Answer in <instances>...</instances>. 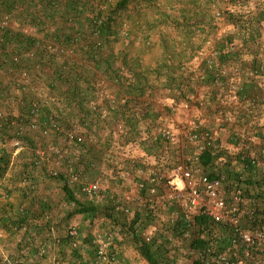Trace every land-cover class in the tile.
<instances>
[{
  "label": "built area",
  "instance_id": "obj_1",
  "mask_svg": "<svg viewBox=\"0 0 264 264\" xmlns=\"http://www.w3.org/2000/svg\"><path fill=\"white\" fill-rule=\"evenodd\" d=\"M9 19V15L0 17V30L8 27ZM224 48L228 53L234 52L235 41H228ZM211 55L206 60L208 65L214 62L218 51L214 49ZM14 60L19 61L20 55H15ZM231 70L236 75L241 73L237 65H233ZM258 71L257 68L250 69L248 74L254 76ZM207 74L203 69L198 75L204 80ZM226 74V68L217 69L213 73L212 83L222 86ZM28 79L27 73L22 72L21 83L28 82ZM229 89L239 95L241 102L247 106H256L260 100H264L260 95H247L240 83L230 84ZM202 105L203 102L198 99H183L182 108L193 114L182 130L181 139L171 128H162L159 131L164 142H179L180 148L192 146V151L183 153L175 160L160 155L155 158L154 165L145 162L135 165V191L123 187L113 189L119 176L118 172L110 168H103L95 178L86 179L80 163V145L91 143L92 131H88L80 120L66 126L60 115H51L46 122H42V108L38 99L32 100L26 123L10 117L0 109V129L12 130L10 142L15 149L14 155L22 148L24 132L37 130L45 142L35 146L33 166L44 169L41 171L51 178L64 174L67 185L74 187L73 193L79 202L108 203L116 212L130 217L129 224L136 213H139V221L146 220V217L152 219L149 222L152 229L142 233L143 238L151 243L157 234L165 237L168 264H194L197 261L202 264H264V203L261 204L262 199L259 197H248L245 194L247 185L244 178L247 172H241L235 179L229 180L225 169H215L213 166V174H210L200 162V155L205 151L210 152L213 164L225 160L223 156L235 155L243 163L244 169L249 165L254 167L252 171L255 176H264V168L260 174L257 159L244 152L247 147L244 141L243 144L225 148L223 155L211 130L202 126L197 118ZM224 106L225 101L220 98V114H223ZM89 107L92 113L101 118L108 113L107 107L102 104L91 102ZM176 109L175 105L171 106L172 111ZM228 120L229 116L224 114V121ZM66 205L70 210L76 206L74 201H68ZM198 217H204L206 222L198 223ZM178 224L182 230L177 235L170 229H176ZM51 235L52 244L58 245L61 238L52 229ZM90 235L93 255L89 264H125L119 255V242L114 231L102 229L95 223ZM204 235H208V244L195 248L192 245L193 240ZM66 236L70 253L88 248L81 243L78 224H70L66 229ZM185 241L188 243L184 244ZM45 242L38 246L37 258L46 256L50 264H79L75 257L49 253ZM173 245L178 248L177 253H174ZM6 264L17 263L7 260Z\"/></svg>",
  "mask_w": 264,
  "mask_h": 264
},
{
  "label": "trees",
  "instance_id": "obj_2",
  "mask_svg": "<svg viewBox=\"0 0 264 264\" xmlns=\"http://www.w3.org/2000/svg\"><path fill=\"white\" fill-rule=\"evenodd\" d=\"M174 1L179 5L176 9L177 15L174 17H172V14L169 15L167 22L175 31H178L181 34L178 39V44L180 42H185V46L190 48V53L192 57H194L196 51L200 49V44L194 45L191 42L193 33H210L215 28L214 19H216V17H214L211 13V4L215 0ZM153 2L154 0H116L113 6L106 8L107 5H109L108 0H35V9H30L31 5L30 8L28 6L29 15L31 17L27 20V26L35 27L36 33L45 37H43L44 39H39L37 36H28L10 28L12 18L15 16L14 10L17 8V5L11 0H7V4L5 3L4 7L6 8L7 6V8H10L5 9L7 11L4 10V12L0 13V17L3 15H9L10 17L8 27L4 30H0V56H2V51L4 52V50L7 49L5 44L11 45L12 42H14L19 46L14 45L15 50L11 52L9 50L7 53L8 57H5L8 67L2 74V78H0V109H3L8 115H10V117L16 119L18 118L19 120L21 119L23 123H26V115L29 113L30 104L32 100L38 99L42 108V113L45 101L38 95V90H36L35 85H33L35 80L33 75L36 76L38 74L36 69L42 68L43 66L54 67L53 72L58 71L60 75L64 76H75L87 70H91L95 75L94 71H97L100 72L103 80L107 79L115 83L119 87L120 92L124 95L123 100L110 101L111 104L106 106L108 109L106 117L101 118V116L97 115V119L105 121L106 119H110L108 116H110L111 113L113 115V113L116 112V117L120 118V121H122L118 123L120 124L122 131H118V125H116V127H112V125H108L106 127L107 129L105 130L107 134L105 135V139L107 140L105 141V144L107 147L111 146V144H109L111 139L109 141V138H112L116 132L119 137H125V135L137 133L140 123L142 122L141 120L145 118L146 110H148L149 104L145 103L142 99L148 90H150L153 86H157L159 89L169 88L178 91L180 95H184V93H187L188 88V86L184 87L183 85L184 79L180 77V75L174 74V70L176 68L177 71H179L183 66L181 60L186 57L187 52L185 51V48L178 52L171 51L163 33L161 35V42L163 46L162 61L154 68H151L148 65L142 66L139 55L127 57L126 54L122 53L123 51H121V49L117 50L115 46L118 41L116 37L117 31L115 30V27L117 26V15L115 14H118V11L125 9L129 3H134L136 5L143 4L150 7ZM105 3H107V5ZM26 9L27 5L24 8H20L19 11ZM155 22H158L156 24H163V20L160 18L155 20ZM50 26H53L54 28H50ZM237 32L242 36L244 41L247 39L246 31L239 29ZM228 41L230 40L222 41L224 42V46L222 45L220 48L224 49L225 44ZM220 48L216 47V50L218 51V55L216 57H218V60H221L226 56L220 51ZM227 53L228 52H226V54ZM17 54L20 55L19 61L14 60V57ZM54 62L57 65L54 66ZM2 64L3 63L0 62V70H3ZM50 64H53V66H50ZM212 64H204L206 66L204 69H206L208 73V81H213L212 72L214 73L215 71L214 65ZM22 72L27 73V77L29 78L28 82L21 83ZM78 76L81 77V74ZM101 77L98 76L97 79L99 80ZM177 78H179L180 82L176 81ZM92 81L93 80L88 79L87 82L89 86H92ZM95 81L97 80H94L93 83H95ZM55 85H57V83L54 81H49L48 83V87L51 89H55ZM90 91L94 92L97 90L92 89ZM65 92L67 95H70L71 92H75L73 97H79V90L75 91L73 89L69 91L66 89ZM91 102L104 105L102 102L97 101L96 98L94 99L88 97L87 100L84 101V105L88 108L89 114H92L89 107ZM51 115H60L66 126H68L70 122L81 120L71 119L70 117L67 118L59 110L52 112ZM40 119L45 121L41 114ZM29 131L31 130H28V132ZM107 136L110 137L108 138ZM126 141L128 143L129 139L127 138ZM96 143L98 144V142ZM96 143H91L89 146L91 147ZM82 145H80V149ZM13 151L14 150L7 149L6 147L0 145L1 181L6 178L10 180H13L14 178L13 173H10L9 176L5 178ZM17 154L18 152L16 155ZM200 162L210 174H213L212 168L214 165L210 152H202L200 155ZM80 163L83 165L81 166L82 170L83 168L86 171L93 169L96 172L98 170L97 174L101 171V169H98L97 165L93 163V161L86 165V162L81 157ZM245 163H247V160H245ZM23 164L25 169L32 173V176H36L35 172L38 171H33V169L30 171V169L34 167L32 157L30 159V163ZM247 167H249V169L247 168V176L244 178L245 185L256 186L264 189V176H255L253 174L255 172L252 171L254 167L250 165ZM41 170L44 171V169ZM84 170L82 173L84 177L88 179ZM58 179L63 181L62 191L64 192L66 200L74 201L76 204L74 209H72V214L84 213L91 217L97 214L99 206L97 207L93 203H82L75 198L73 193L74 187L71 188L67 185L64 174H59ZM28 187L32 188L33 184ZM261 196L263 195L261 194L260 197ZM261 199L264 200V197H261ZM20 207L17 209V207L15 208L14 205L9 203L5 209L0 208V219L3 221L7 220L12 224L22 225L27 224L30 219L34 220L36 218V215L32 211L33 209L25 208L26 206ZM40 207L44 210V208H49L50 205L46 201L41 200ZM105 207H108V205ZM109 208L111 213H109V215L112 216V213H114L115 210L111 207V205ZM6 209L11 211L6 213ZM138 218L139 213H136L133 221L130 222L129 227L134 225L136 221H138ZM262 219L264 222V216ZM146 220L150 222L152 221V219L150 220L148 217H146ZM197 220L198 223L201 224L206 222L204 217H198ZM171 230L178 235L182 230L181 225H179L176 229ZM27 231L28 234L31 232V230ZM34 233H31L30 235L27 234L26 237L29 238L31 235L34 236ZM133 235L138 240V253L148 264H168V255L166 254V248L164 245L166 242L165 237L156 235L155 240L153 238L151 243H147L144 240L142 233L137 235L136 232H134ZM207 237L208 235H204L203 237L195 238L192 245L195 248L205 246L208 244ZM62 239L65 240V237L62 236ZM153 244H155V247L151 246ZM91 257L92 255H90L88 259ZM194 264L202 263L197 261Z\"/></svg>",
  "mask_w": 264,
  "mask_h": 264
},
{
  "label": "crops",
  "instance_id": "obj_3",
  "mask_svg": "<svg viewBox=\"0 0 264 264\" xmlns=\"http://www.w3.org/2000/svg\"><path fill=\"white\" fill-rule=\"evenodd\" d=\"M7 0H0V13L4 12L5 9H9L10 7L6 8L4 7ZM14 4L17 5V8L14 10L15 16L12 18V23L10 24V28L17 32H22L26 35L30 36H37L39 39H44L45 37L41 34L39 35L36 33V28L33 26H27V20L30 19L29 15V8L35 9V0H11ZM246 8L242 9L241 13L244 16L242 20V30L246 31L247 39L243 42V48L240 52L242 53L237 58L235 55L236 53H227L225 51V48H220V45L218 48H220V51L225 54L226 56L223 57L221 60H218V57L215 58L212 65H214V71H216L219 68H226L227 74L223 77V85L220 86L218 84H208L203 82L202 85L194 86L192 87V90L190 93H186V98L193 99V100H200L203 102V105L201 107V110L197 113L199 121L201 122L202 126L207 127L211 130L216 142L220 145L222 153H225V148L229 147L230 145L236 146V143H242L244 141V144H247V147L245 148L244 152L247 153V156H257L263 160L258 163L263 164L264 161V100H260L256 106H247L245 103L241 102L239 99V95L232 92L229 89V85L233 83H240L243 86L244 92L247 95L251 96H262L264 97V0H246L244 2ZM7 4V3H6ZM27 5L26 10H20V8H24ZM29 6V8H28ZM12 7V6H11ZM7 11V10H5ZM48 25V24H47ZM50 28H54L53 26H50ZM234 29V27H232ZM56 31V30H55ZM37 34V35H35ZM228 39H231L232 36L227 35ZM44 37V38H43ZM223 41V39H222ZM24 44V43H23ZM219 44V43H217ZM15 46H19L12 42L11 45L5 44L7 47L4 52L2 51V56H0V62L2 64L3 70H0V78H2V74L7 69V60L5 57H8V51L15 50ZM222 46V43H221ZM222 49V50H221ZM239 52V53H240ZM3 60V61H2ZM5 62V63H4ZM57 65L54 62V66ZM238 65L240 66L241 73L239 75H236L233 73L232 66ZM50 66H53V64H50ZM38 67V66H36ZM257 68L259 71L254 76H249L248 70ZM40 70V71H39ZM54 67L49 66H43L42 68L36 69V72L38 73L36 76L33 75V78L35 79L33 82V85H35L36 90H38V95L41 96V98L45 101V106L42 110L41 116L43 119H45L44 122H46L50 117L52 112L59 110L61 113H63L64 116L71 119H81L80 121L82 124L85 125V128L87 127L88 131H92V141L91 143H96L95 145H92L91 147L89 144L86 143L85 145H82L81 147V157L86 162L85 164L88 165L93 161L98 167V169L108 168V163L112 162L111 159H108L109 155L112 152L111 146L107 147L105 144V135L107 134L106 127L108 125H112V127H116V125L121 128L120 124H118L121 119L116 117V112L110 114L108 118L105 121L97 119V115L95 114H89L88 108L84 105V101L87 100L88 97L96 98L97 101L102 102L104 106H107L111 104L110 101L113 100H123V94L120 92L119 87L107 80L102 79V75L100 72L94 71L95 75L91 70L83 71L81 72V77L78 75H60L58 71L53 72ZM35 72V71H34ZM213 74V72H212ZM101 77V79H97L98 76ZM212 76V75H211ZM88 79L91 80H97L95 83L92 81V86L88 85ZM49 81H54L57 83L55 85V89H51L48 87ZM66 89L70 90H79V97H73L75 95V92H71L70 95L66 94ZM97 90V91H90V90ZM164 95L166 102L164 104H169L168 107L176 106V111L173 113H170L169 111L165 112V109L163 111L162 109V103L160 93ZM85 93V94H83ZM165 94H168L165 96ZM185 94V93H184ZM67 95V96H66ZM81 95V97H80ZM189 96V97H188ZM81 100H80V99ZM222 98L225 100V106L223 107V111L227 116H229L228 121H223L219 119V99ZM143 101L148 105V110H146L145 118L143 120L144 128L146 131L142 133L139 132L140 135H138L137 139L139 140L140 144V151L136 150L133 146V143L130 144V142L127 144L129 147H133V151L129 150L127 153H125L124 149L127 147L125 146L121 152H117V155L114 154V160L117 164L116 166H112L113 170H117L116 172L119 173V175H123V177L119 176L118 183H116V186L113 189H119L123 186H128L129 184L132 185V191L136 190V174L135 170L133 172L127 171L126 166L124 163L127 161L125 159L134 158L136 160L137 165L141 162H145L148 165H154L155 164V158L159 157L160 155H164L169 160H175L182 156L183 153H190L192 151V146H188L185 148H180L179 142L178 143H172L170 147H165L166 149H160L162 152H156L157 146L156 144L159 142H164L161 137L158 135H154L156 132V127L159 123V117L162 115L164 119L161 121V124L163 125L162 128H171L174 131H176L179 135V139L182 137V130L188 123L189 117L192 116V112L186 109L182 108V96L178 91L164 88L159 89L157 86H153L150 90H148L144 96ZM171 115H174V117H171ZM112 117V118H111ZM171 117V118H170ZM170 118V120H169ZM161 119V118H160ZM171 122V123H170ZM105 126V128H104ZM118 128V127H117ZM122 131V129L120 130ZM38 132V131H37ZM108 138L110 136H107ZM118 141H121L119 136H116ZM57 139V138H56ZM111 137L109 138L110 141ZM59 140V139H58ZM160 140V141H158ZM242 140V141H241ZM61 143L60 141H56ZM102 144H101V143ZM100 143V144H99ZM116 144V142H113ZM105 144V145H103ZM111 144V142L109 143ZM224 151V152H223ZM153 152L157 154V156H152ZM232 157V156H231ZM230 157V159H231ZM236 158V156H235ZM125 160V161H123ZM94 164V165H95ZM113 164V162L111 163ZM236 166H235V173H241V172H247L249 169L243 168V163L239 158H236ZM81 166H83L81 164ZM123 167L121 171H118L120 167ZM117 167V168H115ZM134 169V168H133ZM227 172H231V169L227 168ZM36 176L38 177V181L44 179V177L39 176L38 172H35ZM95 173V172H94ZM234 173V174H235ZM125 175V176H124ZM37 181V180H36ZM46 185V184H43ZM59 182L58 183H47V189H45L43 193V197H37L38 203L36 204L35 201H32V203H29V201L26 203L23 202V205L26 204L25 208H33L35 205L39 206L40 201L44 200L46 201L51 209L49 218L50 221L61 223L62 227H65V224L68 223V226L78 221L79 223V230L82 242L87 241L91 238L90 230L86 229V226L88 225L91 220L93 221H99L102 218L101 214H98L99 209L102 208V206H107L108 203L104 204H95L99 209L97 211V214L95 217H91L88 214H71L69 216V210L67 208V200L64 195V192L62 191V188H59ZM246 190L248 187H246ZM257 191V193H260L264 195V189L263 188H257L254 186V190L252 192ZM54 194V197L52 195ZM56 196V197H55ZM62 198V200L59 199V197ZM57 211V212H55ZM116 212V211H114ZM121 215L118 212H116V216L121 217ZM114 223V222H113ZM116 223V222H115ZM90 225V224H89ZM114 226V225H113ZM83 229V230H82ZM86 229V230H84ZM152 227L150 224L145 228V231L151 230ZM171 230V229H170ZM86 231V233H84ZM62 236L65 237V240H67V237L65 236V230H61ZM89 232V233H88ZM172 233V231H170ZM158 235V234H157ZM117 239L119 242V255L123 259L125 264H138L136 262L137 258L136 256L132 255L130 250L126 248L125 243L121 242L119 236L117 235ZM68 241V240H67ZM128 244V243H127ZM140 254H138L139 256ZM140 257V256H139ZM145 261V260H144ZM146 262V261H145ZM147 263V262H146Z\"/></svg>",
  "mask_w": 264,
  "mask_h": 264
},
{
  "label": "rangeland",
  "instance_id": "obj_4",
  "mask_svg": "<svg viewBox=\"0 0 264 264\" xmlns=\"http://www.w3.org/2000/svg\"><path fill=\"white\" fill-rule=\"evenodd\" d=\"M115 2L116 0H108L109 5L105 3L107 5L106 8H108L109 6L110 7L113 6ZM244 2H246V0H215L211 4V11H212L211 13L214 15V17H216V19H214L215 28L210 33H206V32L204 33L195 32V34L193 33L191 42L194 45L200 44V49L196 51L194 57H192L190 53V48L185 46V42L184 43L180 42L178 44L179 42L178 39L180 38L181 34L178 31H175L167 22L168 21L167 18L169 17V15L172 14V17L177 15L176 9L179 5L174 0H154V2L150 7L143 4L136 5L134 3H129L125 9H122L118 11V14L117 13L115 14L117 15L116 16L117 26L115 27V30L117 31L116 37L118 40L115 46L117 50L121 49V51H123L122 53L126 54L127 57L128 56L134 57L135 55H139L140 63L142 66L148 65L149 67L154 68L159 64V62L162 61L161 58L163 54V46L161 42V35L163 33L165 35V38L167 39V43L171 48V51L178 52L185 48V51L187 52L186 57L183 60H181L183 66L179 71H177L176 68L174 70V74H178L180 75V77L184 79L183 85L184 87L188 86L187 92L190 93L193 85L200 86L203 84V82L208 84L212 83V80L211 81L207 80L208 76H206V78L202 80L199 78L198 74L200 71L206 68L204 64L206 63V59H209L210 56H212L211 55L212 51L216 49V47H218L219 45L221 46V43L224 46L223 44L224 42H222V39L223 41H227L231 39L234 40L236 43V48L234 52L231 53L237 52L235 55L237 58L239 57V55L242 54L240 51L243 48H245L243 47V42H242L244 40L242 36L237 32V30L243 29L242 20L244 16L242 15L241 11L247 6L245 5ZM159 18L163 20V24H156L158 22H155V20ZM232 27H234V29H232ZM227 35L230 36L233 35V37H231V39H228ZM206 65L208 64L206 63ZM176 81L180 82L179 78H177ZM159 94L161 96V101L159 102L162 103L163 111L165 109V112L169 111L170 113H173L174 111L171 110V107H168L169 104H164V102H166L164 95H162L161 92ZM166 95L168 94H165V96ZM182 95L183 94H181V96ZM182 99H187L186 93L182 96ZM224 114L225 112H223V114H220L219 119L224 121ZM171 117H174V115H171ZM198 117L199 116H197V118ZM163 119L164 117H162L161 115L159 117L160 124L157 125L155 129L156 132L154 133V135H158L160 129H162L163 125L161 124V121ZM199 119L200 118H198V120ZM143 120L144 118L141 121L143 122ZM142 122L140 123L137 133H131L125 135V137L121 136L122 138L119 137L121 141L116 140L117 139L116 136L118 135L117 132L114 136H112L111 149L113 153L116 151V153L114 154L117 155V152H121V150H123L125 146H127L124 149L125 153H127V151L129 150H132L133 147H129L131 143H133V146H135L134 148L136 150L139 151L141 150L137 136L140 135L139 132L143 134V132L146 131V129L144 128V123ZM120 129L121 128H118V131H120ZM11 131H12L11 129L8 130L0 129V145L2 146L4 144V147H6L7 149L15 150L10 145V139L12 135ZM127 138L129 139L128 143L130 142L129 145H127L128 144L126 141ZM114 141L116 142V144L113 143ZM44 142L45 139L41 137L39 132L37 131L28 132V130L24 132L22 136V148L18 151L17 155L15 154L16 156L14 155V153L11 155L10 165L8 171L5 174V178H6L9 176L10 173H13L14 174L13 180L7 178L2 181L0 180V208L5 209L7 207V204L9 205V203H11V205H14L15 208L17 207V209H19L20 206L23 207L26 206L23 205L24 201L26 203L28 201L29 203L35 201V203L37 204L39 201L36 198L43 197L42 192H44L45 189H47V183L51 184L53 182L55 183L59 182L60 185L59 188H62L63 181H61L60 179L58 178L53 179L47 176L44 172L42 173L40 168L38 169L36 167H32L30 171H32V169L33 171H38L39 176L44 177V179L38 181L37 179L38 177L35 175L32 176V173L28 172V170H26L24 167L23 163H30V159L33 156L35 146L38 144H43ZM171 145L173 144L161 141L156 144L157 146L156 152L158 153L162 152L160 151V149H166L165 147H170ZM113 153H111L108 157V159H111L113 162V164H111L112 162L108 163L109 165L108 168L110 169H113L112 167L113 165L114 166L117 165L115 163ZM155 153L153 152L152 156H157V154ZM253 156L257 159L258 162L259 161L261 162V160H263L255 155ZM223 157L226 159L223 161L219 160L217 161V164L214 163L213 165L215 169L223 168V170L224 169L227 170V168L229 169L230 167L231 172L226 171L228 174L227 177L229 180H233L235 179V177L239 175V173L237 172L235 173L236 170L235 166L237 165L235 155H227V157L225 156ZM125 160H127L124 163V165L126 166L125 167L126 170L133 172L134 171L133 168L135 165H137L136 161L138 160L134 158H129ZM131 160H136V161L133 162ZM263 168H264V161L263 164L260 163L258 164L257 167L260 174ZM122 169L123 167L121 166L118 169V171H121ZM84 172L88 177V179H91L96 176L98 170L95 172L93 169H90L88 171L84 170ZM117 175L123 177V175H119V173ZM32 184H33L32 188L28 187ZM247 187L248 189H250V190H246L245 188V194L248 197H259V198L264 197V195L260 197L261 194L257 193V191L252 192V190H254V186H247ZM123 188L129 191L133 189L131 184H129L126 187L123 186ZM52 197H54V194L52 195ZM57 197H59V199L62 200L60 196ZM263 203L264 200H262L261 204L263 205ZM109 206L110 205L108 204V207L102 206L101 209L98 208L99 209L98 214H101V216L105 218H102L99 221L91 220V222H89L88 225L86 226V229L91 231L93 225L95 223H98L100 228L114 231L119 236L121 242L125 243L124 245H126V248L130 250L129 252H131L132 255L137 257L135 259L138 264H148L145 262L146 260L141 255H139L140 257L138 256L139 254L137 249L138 240L134 237L133 233L136 232L137 235L144 233L145 228L147 227L150 221L147 220L139 221L138 218V223H135L134 225H131V227H129L128 218L130 217L125 215H121V217H118L116 216V212L112 213V216L109 215L110 213ZM32 209H33L32 211L36 215V218L34 220L30 219L27 224L17 225V224H12L7 220L3 221L0 219V264H6L7 260L17 264H50V261L46 256L43 258H37V254H36L38 246L45 241H46L45 242L46 245H48V247L46 248L49 253L54 252L56 255L59 256H63L64 254L70 258L76 257L79 264H89L88 257L90 255H93V248L90 243L91 241L90 239L84 241L85 243H83L80 235L79 238L81 240V243L83 245H86L88 248H85L84 251L75 250L70 253L69 242L67 240L64 241L62 239V234H61L62 232H60L61 230L67 229L68 223L65 224V227H62L61 223L50 221L51 220L49 218L50 209H51L50 207L44 208V210H42L39 204V206L35 205ZM5 211L6 213H9L11 210L9 211V209H6ZM72 212L73 210H69V216L72 214ZM95 216L96 214L92 216V218ZM73 223L79 225L78 221ZM51 229L53 230V232H55V235L61 238V242L58 245L52 244L53 240L51 235ZM27 230H31V232L28 234ZM31 233H34L35 235L34 236L31 235V237L29 236V238H27L26 237L27 234L30 235ZM84 233H86V231H84ZM161 236L164 237L163 235ZM155 239L156 237H154V240ZM187 243H188L187 241L184 242V244ZM151 246L155 247V244ZM173 251L174 253H177L179 251L178 248L175 247V245H173Z\"/></svg>",
  "mask_w": 264,
  "mask_h": 264
}]
</instances>
